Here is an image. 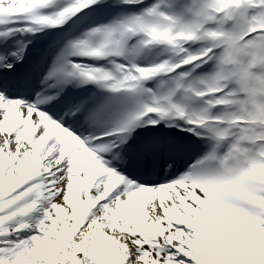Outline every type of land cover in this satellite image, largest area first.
I'll return each mask as SVG.
<instances>
[{
    "label": "snow or ice",
    "instance_id": "1",
    "mask_svg": "<svg viewBox=\"0 0 264 264\" xmlns=\"http://www.w3.org/2000/svg\"><path fill=\"white\" fill-rule=\"evenodd\" d=\"M53 3L0 0V25L26 17L35 25L60 26L93 5L102 6V0H75L52 15L41 14ZM192 11L193 19L184 22L154 5L142 15L93 28L86 38L72 42L45 76L46 82L56 83L79 76L84 78L81 83L140 94L148 78L197 62L190 71H181L166 92L152 93L151 104L102 134L116 136L123 144L127 137L118 134L129 133L142 118L157 125L178 117L203 126L218 142L232 137L223 156L218 158L214 148L175 179L142 186L105 167L97 153L119 144L96 136L81 139L69 130L71 125L57 122L85 115L83 102L54 113L53 119L37 104L55 101L59 93L33 104L9 99L5 92L11 85L0 75V264H264V179L255 175L264 168V0H204ZM212 22L217 27H208ZM4 35L7 32H0ZM135 35L143 37L145 47H172L178 61L152 67L117 64V71L109 72L69 59L123 56ZM195 41L209 43L193 54L184 45ZM12 55L23 59L22 53ZM211 59L216 60V71L199 82L203 87L185 85L191 71ZM3 67L12 69L13 64ZM180 89L199 97L219 94L210 97L209 108L223 105L232 110L216 118L221 123H212L208 109L188 113L174 102ZM153 113L158 118L149 115ZM89 121L96 123L93 114L85 116L84 122ZM97 140L101 143L94 144ZM154 147L148 145L145 152ZM42 201L34 234L6 232V221L27 215Z\"/></svg>",
    "mask_w": 264,
    "mask_h": 264
},
{
    "label": "bare ground",
    "instance_id": "2",
    "mask_svg": "<svg viewBox=\"0 0 264 264\" xmlns=\"http://www.w3.org/2000/svg\"><path fill=\"white\" fill-rule=\"evenodd\" d=\"M74 2H75V0H71L69 2V4H67L66 6H56V7L49 6L47 8L41 9L40 12L43 15H52L55 12L65 8L67 6H70ZM135 4H138V3H135ZM100 7H96L94 5L90 9L83 10L80 13H78V16L80 15L79 17L81 18V20H86V19H88L90 17H95V16H97V14H99L100 11H98V10L100 9ZM75 16H77V14L72 16V17H75ZM72 17H70V18H72ZM81 20L79 22H77V27H75L76 30L72 34H75L76 32L78 33L80 31L78 27L80 25ZM38 26H40V25H36L35 28L38 27ZM73 40L74 39H72V38H69V39L65 38L64 39V42H66V45H65V49L62 52L70 50L69 46L73 42ZM59 44H58V46H59ZM58 46H57V48H58ZM61 53H59L57 51L54 54L55 58L57 59V57ZM82 58H83V56H71V57H69V59L73 63H79V64L84 65V66L88 65L89 67H94V68L100 67V68H103L105 71H110L109 68L107 67V64L111 63V62H114V59H111V56H108V57L102 58V60L105 61L106 64H102L100 66H97V65L90 64L89 61H83ZM89 59H92L94 61L97 58H92L91 57ZM94 97L96 98L95 95H94ZM75 99H77V96L73 97L72 100H75ZM117 99L118 98L112 100V102H116ZM132 99H133L132 102H128V106L126 108L120 107L117 104H107L106 102H104L102 100H96V101L94 100V103L93 104L90 103L89 105H91L92 107L96 108L97 110H101V111H100V113H97L96 117L98 119L96 120V123L91 122V123H88L87 126H90L91 128L95 129V128H99V127H103V126L113 125L114 128L116 129L123 121L128 119L130 117V115L133 114V112H134V110L136 108L141 106L140 104H133V103H136V101H137V97L136 96H132ZM118 102H120V101H118ZM221 114H222V111H220V110H216L215 111V116L218 117ZM156 117H158V115ZM191 129H194V131L196 133L198 132V133L202 134V136H204L206 138H209L210 140L209 141L207 140L206 143H203V144L198 143L197 149H196L198 154L194 155L192 158L188 157L189 159H187L185 165H181L179 167L176 177H179L181 174H184V173L188 172L191 169V167L194 164H196V162L198 160L203 159L214 148H215L217 157L219 158L220 156H223L227 152L228 147H229V142L231 140L229 138H225L224 140L218 142L216 139L212 138L208 132H206L207 135H203V133H201L200 129L198 127H196L195 124L192 125ZM74 134H76V133H74ZM118 140H120V139H118ZM192 145H194V143H192ZM170 148L171 149L176 148V150H178L179 149L178 148V142H175L174 144H172ZM191 153H195V152H191ZM211 163H212V166L214 167L216 162L213 161ZM104 164H105V167H109V168L112 169V167H110L106 163H104ZM144 164H145V159L140 161V162H138L139 171H141V172L143 171V169L145 167ZM112 170H114V169H112ZM116 172L118 174L123 175V176L127 177L128 179H130V174L129 175L127 174V168L123 169L121 171V173L119 171H116ZM255 175H256L257 179H264V169H262V168L257 169ZM175 178H169L168 177V178L163 179L161 182H164L166 180L175 179ZM34 179H36V178H34ZM133 182L134 183H141L142 186L144 185L143 182H139V181H135V180H133ZM26 183L30 184L31 182H26ZM21 187H23V186H21ZM117 187L118 188L122 187V185H118ZM23 199L28 200V197H24ZM18 203H21V202L18 201ZM43 203H44L43 201L42 202H38L37 203V208L33 209L27 215L16 216V217H13L11 220L6 221L5 224H4V228H5L6 232L8 234H14L15 236H19V237H27V236H29V234L34 233L35 224H37L39 222V220L42 218V212H41L40 209L42 208ZM5 211L7 212V210H5ZM20 223H26V224L29 225V227L24 228V229H19L18 226H19Z\"/></svg>",
    "mask_w": 264,
    "mask_h": 264
},
{
    "label": "rangeland",
    "instance_id": "3",
    "mask_svg": "<svg viewBox=\"0 0 264 264\" xmlns=\"http://www.w3.org/2000/svg\"><path fill=\"white\" fill-rule=\"evenodd\" d=\"M32 234H34V233L29 234V236L32 235Z\"/></svg>",
    "mask_w": 264,
    "mask_h": 264
}]
</instances>
